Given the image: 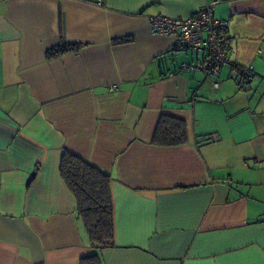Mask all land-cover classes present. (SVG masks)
Segmentation results:
<instances>
[{"label": "crops", "instance_id": "crops-1", "mask_svg": "<svg viewBox=\"0 0 264 264\" xmlns=\"http://www.w3.org/2000/svg\"><path fill=\"white\" fill-rule=\"evenodd\" d=\"M211 3L229 21L217 89L201 53L147 25ZM60 43L81 48L47 60ZM161 116L185 123L186 144H152ZM64 150L110 177V248L95 252L76 218ZM95 254L98 264H264V0L0 1V264Z\"/></svg>", "mask_w": 264, "mask_h": 264}, {"label": "trees", "instance_id": "trees-1", "mask_svg": "<svg viewBox=\"0 0 264 264\" xmlns=\"http://www.w3.org/2000/svg\"><path fill=\"white\" fill-rule=\"evenodd\" d=\"M1 1V0H0ZM81 45L60 43L46 51L47 60L76 53ZM187 128L183 121L161 116L152 144L172 147L186 144ZM61 180L75 203L76 218L83 224L90 247L98 252L113 246V202L110 177L79 156L64 150L60 163ZM80 264H98L97 255L83 259Z\"/></svg>", "mask_w": 264, "mask_h": 264}, {"label": "built area", "instance_id": "built-area-1", "mask_svg": "<svg viewBox=\"0 0 264 264\" xmlns=\"http://www.w3.org/2000/svg\"><path fill=\"white\" fill-rule=\"evenodd\" d=\"M215 5L208 4L188 19L151 16L147 20L151 35L173 37L180 48L203 55L197 68L205 74L213 89L219 86L218 77L227 63L229 50V21L215 16ZM182 68L188 69L189 66L185 64ZM241 79L245 83L251 82L252 67L242 72Z\"/></svg>", "mask_w": 264, "mask_h": 264}]
</instances>
